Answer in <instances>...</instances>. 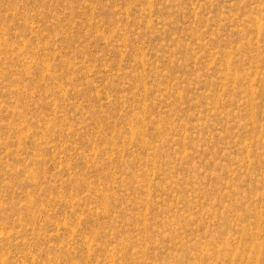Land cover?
<instances>
[{"label":"rangeland","instance_id":"1","mask_svg":"<svg viewBox=\"0 0 264 264\" xmlns=\"http://www.w3.org/2000/svg\"><path fill=\"white\" fill-rule=\"evenodd\" d=\"M263 175L264 0H0V264H264Z\"/></svg>","mask_w":264,"mask_h":264},{"label":"bare ground","instance_id":"2","mask_svg":"<svg viewBox=\"0 0 264 264\" xmlns=\"http://www.w3.org/2000/svg\"><path fill=\"white\" fill-rule=\"evenodd\" d=\"M150 2V1H149ZM195 8H196V6H195ZM194 8V9H195ZM257 19V18H256ZM257 21V20H256ZM259 21H261V20H259ZM258 21V22H259ZM4 22V21H3ZM261 26V25H260ZM148 27V26H147ZM257 27V26H256ZM259 28V27H258ZM257 29V28H256ZM261 29V28H260ZM258 30V29H257ZM260 32V31H259ZM259 32H258V35H260L259 34ZM257 35V34H256ZM259 38V37H258ZM258 42V41H257ZM257 45V44H256ZM237 47V46H236ZM231 53V52H230ZM262 53V52H261ZM231 55V54H230ZM228 56V55H227ZM197 57V56H196ZM231 57V56H230ZM258 57V56H257ZM225 58V57H224ZM229 60V59H228ZM143 63V62H142ZM182 64V63H181ZM33 65V64H32ZM142 66V65H141ZM257 66V65H256ZM45 67V66H44ZM229 67V66H228ZM228 69V71H229V68H227ZM236 69V68H235ZM25 71V70H24ZM257 72V71H256ZM228 73V72H227ZM26 74V73H25ZM237 75V74H236ZM235 75V76H236ZM27 76V75H26ZM250 76V75H249ZM226 77V76H225ZM234 79V78H233ZM145 81V80H144ZM251 81H252V79H251ZM182 82V81H181ZM144 85V84H143ZM251 85V84H250ZM145 86V85H144ZM250 90V89H249ZM163 92V91H162ZM64 96V95H63ZM252 96V95H251ZM179 97V96H178ZM181 98V97H180ZM251 99V98H250ZM180 100V99H179ZM250 105V104H249ZM169 107V106H168ZM143 109V108H142ZM252 115V114H251ZM227 119V118H226ZM143 120H145V119H143ZM210 120H212V119H210ZM227 121V120H226ZM129 123V122H128ZM165 123V122H164ZM252 124V123H251ZM179 127V126H178ZM133 129V128H132ZM134 130V129H133ZM133 130H132V134H133ZM141 130V129H140ZM130 131V130H129ZM139 133V132H138ZM142 134V133H141ZM165 135V134H164ZM139 136V135H138ZM141 136V135H140ZM185 136V135H184ZM132 137V136H131ZM130 137V138H131ZM141 138V137H140ZM131 140V139H130ZM124 141V140H123ZM126 141V140H125ZM141 143V142H140ZM142 144V143H141ZM249 144V143H248ZM154 150V149H153ZM174 152V151H173ZM175 154V153H174ZM246 156H247V154H246ZM155 157V156H154ZM153 161V160H152ZM249 162V161H248ZM248 169V168H247ZM196 176V175H195ZM264 176V175H263ZM148 182V181H147ZM150 182V181H149ZM149 184V183H148ZM151 185V184H150ZM150 185H149V187H150ZM175 195V194H174ZM102 196V195H101ZM102 198V197H101ZM141 200V199H140ZM178 201V200H177ZM103 205V204H102ZM254 205V204H253ZM256 206V205H255ZM106 207V206H105ZM104 208V207H103ZM105 209V208H104ZM194 209V208H193ZM106 210V209H105ZM195 211V210H194ZM147 212V211H146ZM108 213V212H107ZM229 214V213H228ZM145 215H146V213H145ZM255 215H257V214H255ZM144 216V215H143ZM138 217H139V215H138ZM145 217V216H144ZM257 220V219H256ZM233 221V220H232ZM237 222V221H236ZM145 224V223H144ZM258 225V224H257ZM143 226V225H142ZM171 226V225H170ZM145 227V226H144ZM177 229V228H176ZM260 230H261V227L259 228ZM264 230V229H263ZM175 232V231H174ZM262 232V233H261ZM258 235H262V236H264V231H259L258 230V233H257V236ZM264 238V237H263ZM178 245V244H177ZM264 245V244H263ZM263 248H264V246H263ZM259 251H260V248H259ZM258 251V252H259ZM262 253V252H261ZM252 256H249L248 257V261H253V260H259L258 258H259V255H257V252L256 251H252V254H251ZM217 256V255H216ZM262 256V255H261ZM209 257V256H208ZM198 264H200V263H198ZM255 264H257V263H255Z\"/></svg>","mask_w":264,"mask_h":264}]
</instances>
